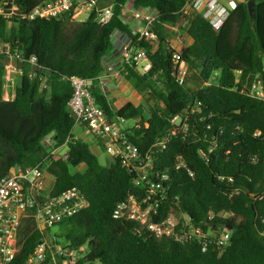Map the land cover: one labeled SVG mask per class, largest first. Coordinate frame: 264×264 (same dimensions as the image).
<instances>
[{"label":"trees","instance_id":"trees-1","mask_svg":"<svg viewBox=\"0 0 264 264\" xmlns=\"http://www.w3.org/2000/svg\"><path fill=\"white\" fill-rule=\"evenodd\" d=\"M43 1L14 0L18 11L0 15V179L16 167L39 163L48 154L46 137L50 136L53 147L67 141V162L52 160L47 173L54 180L50 195L77 188L89 202L86 209L55 226L58 232L53 242L65 252L76 253L75 264H264L260 220L264 199L253 196L264 188V104L246 97L242 84L236 82L264 73V0H253L252 15L247 2L239 4L217 31L202 15H193L186 30L193 42L182 50L180 59L191 71L188 81L200 85L215 77L216 83L197 90L176 83L172 54L167 50L166 26L176 24L189 0H134L135 10L157 12L150 30L156 39L138 42L152 69L146 75L129 70L126 80L138 92L147 90V96L139 105L125 101L119 106L106 97L96 78L103 72L104 59L115 49L117 34L132 40L139 37L125 21L127 0H96L83 21L72 20L73 11L58 18H20ZM1 7L10 12V5ZM107 7H112V17L101 26L98 11ZM5 47L20 51L25 61L18 69L14 98L8 101L3 99L9 62L1 53ZM30 58H35L42 72L32 69ZM72 76L92 81L90 95L109 118L140 119L141 128L132 130L129 138L141 151L163 135L169 117L194 102L201 104L199 111L207 123L223 129L222 148L208 161L198 155L199 144L171 142L164 157L167 165H172L174 155L182 154L193 177L185 171L172 173L170 198L152 218L159 224L169 212L182 211L204 231H227L229 244L221 254L212 246L202 252L196 241L180 244L156 238L144 227L113 218L116 205L136 189L131 175L118 163L102 165L87 143L72 136L74 122L68 109L72 88L66 79ZM41 77L47 79L45 90ZM256 130L262 132L258 138L252 137ZM253 157L255 164L250 160ZM209 213L214 215L215 227L207 221ZM224 214L232 215L223 219ZM21 227L22 246L12 264H25L45 236L31 218Z\"/></svg>","mask_w":264,"mask_h":264},{"label":"built area","instance_id":"built-area-1","mask_svg":"<svg viewBox=\"0 0 264 264\" xmlns=\"http://www.w3.org/2000/svg\"><path fill=\"white\" fill-rule=\"evenodd\" d=\"M13 1L3 0V6L10 5V12L5 13L2 7L0 15L7 17L18 11ZM95 2L91 0H45L30 13L19 16L29 20L58 18L73 11L71 19L77 21L85 14L88 16ZM133 2L134 0H127L123 13L125 17L128 12L127 8H130V17L140 24V30L135 33L139 37L136 40L129 37L125 39L120 47L117 65H104L103 72L96 78L100 89H104L110 81L117 83L120 80H126L125 77L129 70L139 75H146L152 69V63L146 50L139 47L138 42L140 39L147 41L156 39L155 34L150 30L157 19V12L151 8L135 10ZM98 12V24L106 25L112 17V7L100 9ZM179 14L176 24L166 26L170 35L167 40V50H170L172 54L173 77L176 83L180 86H187L191 71L179 56L186 46L179 51L174 47L173 41L179 45L183 44L182 32L187 34L186 30L193 15H202L217 31L227 19L229 11L217 0H189ZM1 53L6 55L9 62L25 63L20 51H11L9 47H5L1 49ZM28 63L32 67L38 66L35 58H30ZM6 68L9 71L17 70L10 65ZM9 71H6L7 76ZM238 75H240L239 72ZM66 79L72 88L68 109L74 122L73 129L75 127L84 128L88 132L90 141L132 177L136 193L129 194L116 205L113 218L144 227L156 238L167 237L180 244L196 241L201 246L202 252L212 246L218 254H221L229 244L230 234L225 230L204 231L200 225L193 223L191 216L182 211L169 212L159 224L152 221L160 205L170 198L169 183L172 173L185 171L189 177H193L182 154L174 155L172 165H167V158L164 159V157L171 142L179 140L190 143L189 145L199 144L198 155L205 161H208L211 155H217L216 153L222 148L223 129L207 123V119L199 111L201 104L194 102L181 113L169 117L168 126L163 135L141 151L129 138L132 130L141 128L140 119H136L132 127H126V120L109 118L95 104L90 95L89 81L91 80L76 76ZM214 79L215 77H212L197 86L205 88L215 85ZM5 80L7 83L8 78L6 77ZM40 81L41 89L45 90L46 77H41ZM236 82L242 84L241 92L246 97L264 104V73L246 75L243 81L237 79ZM261 135L262 132L256 130L252 137L258 138ZM44 144L49 147L48 154L39 163L32 167H16L0 179V264L13 263L22 246L21 226L27 218H31L36 223L37 229L45 236L25 264H75L77 261L76 253L65 252L61 246L46 240V232L86 209L89 202L82 191L77 188L68 189L59 195H50L51 188L47 189L45 184L47 165L52 160L58 159L67 162L68 146L66 141L60 147H53L50 136L44 139ZM227 153L228 151L225 155ZM250 160L252 164L256 163V157ZM219 180L224 181L225 178L220 177ZM229 181L231 182L232 179ZM234 194H238V191L231 195ZM253 196H257L258 200H263L264 188L259 195ZM231 215L224 214L222 218L227 219ZM213 219L214 215L209 213L207 221L211 223L210 227H215L212 223ZM260 220L264 224V215ZM261 235L264 238V232Z\"/></svg>","mask_w":264,"mask_h":264},{"label":"crops","instance_id":"crops-1","mask_svg":"<svg viewBox=\"0 0 264 264\" xmlns=\"http://www.w3.org/2000/svg\"><path fill=\"white\" fill-rule=\"evenodd\" d=\"M217 1L219 3H221L222 5H224L228 9L229 12L243 2L248 3L250 1H252V3H253V0H217ZM256 1L258 2L260 0H256ZM127 10H128V12L125 14V21L129 25L130 32L135 34L136 32H138L140 30V26H139L140 24L133 21L132 18L130 17V8H127ZM182 35H183V44L182 45H179L178 43L173 41L174 47L179 51H181L185 46L191 45L193 42L192 39L189 37V35H187L183 32H182ZM127 38H128V35L121 36L120 34H117L115 36V38H114L115 49L104 59L103 65L107 66V65H117L118 64L120 47H121L122 43L125 41V39H127ZM6 71H9V69L6 68ZM15 71L17 72V74H19L18 76H20L21 72L18 69ZM13 72L14 71H9L8 76H7L8 81L4 87V95H3V99L5 101L12 100L14 98V95H15V87L17 84L14 85V80H15L14 76H13L14 80L11 81L12 85L9 86V84H8L10 81L9 80L10 74ZM17 79H18V77H17ZM17 83H18V81H17ZM13 85H14V87H13ZM102 91L104 92V94L106 95V97L108 99L113 101V103L115 105L117 103L122 104L125 101L131 102L134 105H139V104H141V101H143L141 94L135 89V87L129 81H127L125 79L120 80L117 83H115L113 81L108 82V84L106 85V87L104 89H102ZM85 131L86 130L84 128L75 127L72 130V136L76 139L84 141L85 143H88V141L90 139L88 138ZM89 148L91 149L92 153L95 154L96 156H99L103 152L93 142H91V146ZM53 181L54 180H53L52 176H50L48 173H46L45 184H46L47 189L51 188Z\"/></svg>","mask_w":264,"mask_h":264},{"label":"rangeland","instance_id":"rangeland-1","mask_svg":"<svg viewBox=\"0 0 264 264\" xmlns=\"http://www.w3.org/2000/svg\"><path fill=\"white\" fill-rule=\"evenodd\" d=\"M2 6V3L0 2V10H2L1 7ZM87 18V15L85 14V15H83V16H81L77 21H82V20H85ZM14 72L13 73H11L10 74V77H9V86H11L12 84H11V81H13L14 79H13V76H14V78H15V80H14V85H16L17 84V81H18V79H17V77H19L18 75L19 74H17V72L15 71V70H13ZM17 75V76H16ZM5 77H7V73H6V76ZM132 84V83H131ZM14 85H13V87H14ZM133 85V84H132ZM188 87H190L191 89H194V90H197V89H199V87L194 83V82H192V81H188V85H187ZM139 92H140V94H141V96H142V99H144L146 96H147V90H145L144 88H141L140 90H139ZM141 103H142V101H141ZM120 105V103H117L116 104V106H119ZM146 116V115H145ZM135 124V120H126L125 121V126L126 127H132L133 125ZM85 133L87 134V136H88V132L87 131H85ZM89 138V137H88ZM88 145H89V147L91 146V141L89 140L88 141V143H87ZM91 150V149H90ZM97 158H98V160H99V162L102 164V165H105V166H107V165H109L111 162H112V160L105 154V153H101L99 156H97ZM71 172H75V170L74 169H71ZM220 231H223V229H220ZM58 232V229H57V227H53V228H50L47 232H46V240H48V241H50V242H53V239H54V236H55V234Z\"/></svg>","mask_w":264,"mask_h":264},{"label":"water","instance_id":"water-1","mask_svg":"<svg viewBox=\"0 0 264 264\" xmlns=\"http://www.w3.org/2000/svg\"><path fill=\"white\" fill-rule=\"evenodd\" d=\"M91 1H96V0H91ZM247 6H248V10H249V14L252 15L253 13V3L252 1L248 2L247 3ZM12 66L14 67L15 69H22L24 67V63L22 62H15V61H11V62H8V64L6 66ZM32 69L34 71H39V72H42V68L38 67V66H33ZM90 85L92 84L91 81H89Z\"/></svg>","mask_w":264,"mask_h":264}]
</instances>
